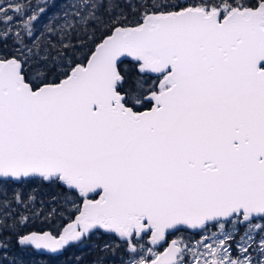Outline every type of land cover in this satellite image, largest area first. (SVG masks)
<instances>
[{
  "label": "snow or ice",
  "instance_id": "snow-or-ice-1",
  "mask_svg": "<svg viewBox=\"0 0 264 264\" xmlns=\"http://www.w3.org/2000/svg\"><path fill=\"white\" fill-rule=\"evenodd\" d=\"M25 253L264 264V0H0V264Z\"/></svg>",
  "mask_w": 264,
  "mask_h": 264
},
{
  "label": "trees",
  "instance_id": "trees-1",
  "mask_svg": "<svg viewBox=\"0 0 264 264\" xmlns=\"http://www.w3.org/2000/svg\"><path fill=\"white\" fill-rule=\"evenodd\" d=\"M69 255H71V253H69ZM21 258L23 259L24 264H44V261H45V257L33 256L31 254H28L27 258H25L24 255L21 254ZM57 261L58 260H56V261H48V264H55Z\"/></svg>",
  "mask_w": 264,
  "mask_h": 264
},
{
  "label": "flooded vegetation",
  "instance_id": "flooded-vegetation-1",
  "mask_svg": "<svg viewBox=\"0 0 264 264\" xmlns=\"http://www.w3.org/2000/svg\"><path fill=\"white\" fill-rule=\"evenodd\" d=\"M22 255H24V257H25V258H27V255H28V254H27V253H25V254H22ZM64 259H65L64 257H61V258H60V261H62V260H64ZM60 261L58 260V264H61V262H60Z\"/></svg>",
  "mask_w": 264,
  "mask_h": 264
},
{
  "label": "rangeland",
  "instance_id": "rangeland-1",
  "mask_svg": "<svg viewBox=\"0 0 264 264\" xmlns=\"http://www.w3.org/2000/svg\"><path fill=\"white\" fill-rule=\"evenodd\" d=\"M59 261H60V260H59ZM55 264H58V261H57Z\"/></svg>",
  "mask_w": 264,
  "mask_h": 264
}]
</instances>
